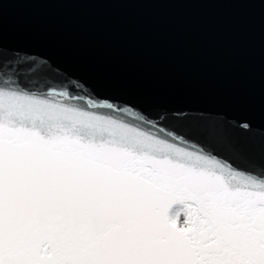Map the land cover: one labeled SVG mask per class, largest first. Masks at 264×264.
<instances>
[{
	"label": "snow or ice",
	"instance_id": "6c2138e0",
	"mask_svg": "<svg viewBox=\"0 0 264 264\" xmlns=\"http://www.w3.org/2000/svg\"><path fill=\"white\" fill-rule=\"evenodd\" d=\"M258 137L0 41V264H264Z\"/></svg>",
	"mask_w": 264,
	"mask_h": 264
},
{
	"label": "water",
	"instance_id": "95a60500",
	"mask_svg": "<svg viewBox=\"0 0 264 264\" xmlns=\"http://www.w3.org/2000/svg\"><path fill=\"white\" fill-rule=\"evenodd\" d=\"M0 41L143 107L201 108L264 130L260 0H7Z\"/></svg>",
	"mask_w": 264,
	"mask_h": 264
}]
</instances>
